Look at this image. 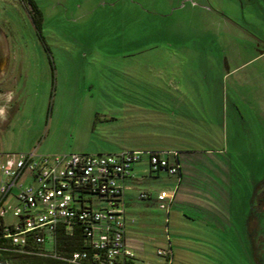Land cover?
<instances>
[{"label":"rangeland","instance_id":"374dc122","mask_svg":"<svg viewBox=\"0 0 264 264\" xmlns=\"http://www.w3.org/2000/svg\"><path fill=\"white\" fill-rule=\"evenodd\" d=\"M34 2L39 25L23 0H0V158L106 150L124 134L126 103L141 93L155 101L157 68H164L198 97L177 106L192 122L164 132L177 134L174 146L182 150H220L196 161L224 164L208 173L222 178L227 199L209 204L227 220L210 228L183 204L168 223L153 199L137 197L143 188L155 196L168 183L163 172L154 175L151 187L141 184L124 196L135 217L128 227L145 243V263L162 264L156 249L170 241L172 264H264V101H237L236 79L237 51L249 45L248 33L263 37L254 0ZM204 85L207 99L200 97Z\"/></svg>","mask_w":264,"mask_h":264},{"label":"built area","instance_id":"2783aa9c","mask_svg":"<svg viewBox=\"0 0 264 264\" xmlns=\"http://www.w3.org/2000/svg\"><path fill=\"white\" fill-rule=\"evenodd\" d=\"M146 159L150 173L180 177L177 151L126 149L119 153H7L0 158V251L60 259L65 264H146L128 246L123 179ZM175 189L160 190L168 211ZM149 193L140 191L139 199ZM58 226L77 228L84 249L58 255L44 249ZM162 264L173 263L170 243L158 247Z\"/></svg>","mask_w":264,"mask_h":264},{"label":"crops","instance_id":"0c3cea01","mask_svg":"<svg viewBox=\"0 0 264 264\" xmlns=\"http://www.w3.org/2000/svg\"><path fill=\"white\" fill-rule=\"evenodd\" d=\"M256 8L258 10V14L260 15L259 17H257ZM253 13L255 17L254 22L258 24L260 33L263 37L249 32L247 37V39L250 40L249 45L245 48L241 45L240 48L242 49L237 51V101H264V0H254ZM241 28L245 31L243 27ZM244 39L245 37L243 38V41ZM242 44H244V42ZM164 50L168 53V49ZM172 58L174 59L176 57L172 55ZM252 64H254L252 67L247 68V66ZM166 72L167 71L164 68H157V93L155 98H153L155 101L144 100V95L141 93L134 95L138 101H130L126 103V108L124 109L123 114H120V117L122 116V120L124 122L123 136H114L113 141H111V146H107L105 148L106 150H99L100 152L98 153H119L126 149L177 151L180 154L179 159L181 162L180 177L164 173L169 177V180L167 181L168 183L163 184L161 188L156 189L155 196H152L153 190L150 191L148 188H143L142 191L149 193L147 198L153 199L155 203L159 205L156 195L160 190H176L172 205L170 209L166 211V220L168 223H170L171 213L176 215L181 214L179 205L189 204L188 206L196 209L195 212L200 215L201 213L199 212V209L205 210V215H197V220L200 219L198 221L201 222V224H204L205 222L206 226L210 227L209 225H211L210 228H212V226L222 228V225L224 224L223 220L224 218L227 220V215L221 210L219 211L218 209H213V206L209 203L213 201L220 202L227 199V186L223 185L221 181L222 178L221 180L218 179L219 181H214L208 172H210L211 169L216 171L222 170L224 164L220 161L205 165L196 161V155L198 154L205 158L208 157V159L211 160V158L215 157L214 153H222H220V150L213 151L210 149H206L202 152H197V150H182L178 146H174V142L178 140L177 134L164 132L165 127L176 131L179 129L178 123L192 122V118L187 117V114L185 113L184 115H186V117H181L182 113L179 111L177 106L179 101H192L193 96L198 98L196 94L194 95L193 93L188 92L189 88L187 84L189 85V83H186V86L181 88V84L178 79L175 76L171 77ZM143 87H145V85H141V89H143ZM201 90L204 93L200 97L207 99V95H209L206 92L207 87L204 85ZM150 105H155L157 108L150 109ZM1 109H4V107H1ZM117 115L119 114H115V116ZM240 117H244V114L241 112ZM118 119L119 118H116V120ZM146 124L149 126L144 128L143 126ZM3 156L4 154L2 157ZM198 168L200 169L197 170ZM194 171H201L202 174L199 176L198 174H195ZM160 174L162 173H150L147 161L146 159H143L134 165L132 174L123 179L122 184L124 186V196L129 191L133 195L135 193L133 192L134 189L141 190V184L147 183L148 186L151 187V183L154 181L153 178L156 176L159 177ZM212 183L214 184L213 186H211ZM214 186L217 187V190H212ZM127 213L128 212H126L128 225L126 240L128 246L139 258L145 261L144 252L146 251V247L143 242L144 240L141 238L142 235L139 233H133L135 231H132V229L128 227L130 223L134 222L135 217L128 215ZM216 213H218V215ZM219 215L222 218V222L219 220ZM186 218L189 219L188 216ZM213 219H216L217 221ZM136 234L139 235V237L135 236ZM169 243L172 247V243L168 241V244ZM43 248L52 253L55 252L58 255H66L57 250L55 237L53 242L46 243ZM33 257L41 258L43 256ZM46 258L57 259L54 257Z\"/></svg>","mask_w":264,"mask_h":264},{"label":"trees","instance_id":"16d2710c","mask_svg":"<svg viewBox=\"0 0 264 264\" xmlns=\"http://www.w3.org/2000/svg\"><path fill=\"white\" fill-rule=\"evenodd\" d=\"M29 7L32 13V17L35 23L39 25L37 19L41 15V11L34 2V0H23ZM56 247L60 253L69 255L71 251L77 249H84L83 235L79 229H75L72 234H67L64 228L58 226L54 234ZM0 262H6L9 264H65L58 259H51L46 257H31L15 254L7 251H0Z\"/></svg>","mask_w":264,"mask_h":264},{"label":"bare ground","instance_id":"6f19581e","mask_svg":"<svg viewBox=\"0 0 264 264\" xmlns=\"http://www.w3.org/2000/svg\"><path fill=\"white\" fill-rule=\"evenodd\" d=\"M0 264H6V263H2V262H0Z\"/></svg>","mask_w":264,"mask_h":264}]
</instances>
